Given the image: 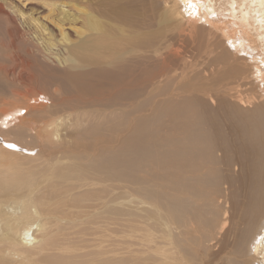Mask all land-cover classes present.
Returning a JSON list of instances; mask_svg holds the SVG:
<instances>
[{"label":"bare ground","instance_id":"obj_1","mask_svg":"<svg viewBox=\"0 0 264 264\" xmlns=\"http://www.w3.org/2000/svg\"><path fill=\"white\" fill-rule=\"evenodd\" d=\"M78 256L264 264V0H0V264Z\"/></svg>","mask_w":264,"mask_h":264},{"label":"rangeland","instance_id":"obj_2","mask_svg":"<svg viewBox=\"0 0 264 264\" xmlns=\"http://www.w3.org/2000/svg\"><path fill=\"white\" fill-rule=\"evenodd\" d=\"M160 119V121L161 120H165V119H167V118H165V117H160L159 118ZM163 120V121H164ZM213 123V121H211V124ZM206 126H207V128H206ZM211 126H213V124L211 125ZM211 126H209V124L208 125H206L205 123H204V129L205 130H207V134H205L204 136H202L201 138H199L200 140H202V142H206L207 140L209 141V140H211V141H213V135H210V134H213V130H212V128H211ZM177 129L175 126H172V129ZM210 128H211V130H210ZM94 132V131H93ZM93 132H88V134H84L85 135V138H86V140H89L88 138H89V134L91 135ZM164 132V131H163ZM147 134H149V131L147 132ZM158 134H160V133H156V135H158ZM90 137H93V136H90ZM211 138V139H210ZM92 140H93V138H91ZM148 139L150 140V138H149V136H148ZM143 164H145V163H143ZM142 164V166H148V167H150L149 169L150 170H152L151 168H153V170L155 171V170H157L158 169V166H155L156 164H153V166L152 165H150L149 163H146L145 165H143ZM148 167L146 168V169H148ZM103 168H104V171L102 172V170H101V172H100V175H103L104 176V172L106 171V169H105V167L103 166ZM145 167H143L142 169H144ZM180 168V167H179ZM179 168H173V170L174 171H177ZM201 183H203L204 185H202V186H205L206 187V185H207V183L204 181V182H201ZM151 184H153V185H155L154 183H151ZM213 184V183H212ZM211 183L209 184L208 183V185H207V187L206 188H204V187H202L201 185L200 186H198L196 189V191L194 192L195 194L197 193V194H199V195H196L195 197H200L202 200H199L200 202H205L206 200H204L205 198H210V193L211 192H213V185H212ZM161 185V184H160ZM163 185H164V187H171V186H168V184L167 183H163ZM240 185V184H239ZM162 186V185H161ZM192 187V188H191ZM156 189L158 188V187H155ZM191 188V189H190ZM194 188V186L192 185V186H189V189L192 191V189ZM161 189V188H160ZM209 189V190H208ZM239 189V188H238ZM208 190V191H207ZM240 190V189H239ZM168 192H173V193H175L172 189L170 190V191H168ZM200 192V193H199ZM208 192H210V193H208ZM185 193V192H184ZM206 193V194H205ZM185 194H187V195H191V196H193L192 195V193L191 192H188V193H185ZM213 194V193H212ZM204 197H202V196ZM225 200L224 198H222L221 197V199H220V201L221 202H223V201ZM136 224L137 225H139V224H141L140 222H136ZM93 226V225H92ZM55 232L56 233H58V232H60V229H58V228H55ZM64 232V231H63ZM83 239H82V241H80L79 242V244H80V246H81V251H82V254H83V257H87L91 252H92V250H90L91 248H92V245H91V240L92 239H94V238H96L95 239V241L94 242H97V239L99 238V232H98V230L96 229V226H94L93 228H88V229H85L83 232ZM73 236H75V235H71V234H69L68 235V237H73ZM75 240H77V239H75ZM93 247H95V246H93ZM136 248V247H135ZM7 251H10V249H8ZM129 256V255H128ZM91 257V256H90ZM77 259H79V256L78 257H76ZM17 259V256H15V259H13L12 261H14V260H16ZM39 259L40 258H38V259H35L34 261H36V262H38L39 263ZM81 262V260L79 259V260H77L76 261V263L77 264H79ZM47 263L49 264V263H51L50 262V260H48L47 261Z\"/></svg>","mask_w":264,"mask_h":264},{"label":"snow or ice","instance_id":"obj_3","mask_svg":"<svg viewBox=\"0 0 264 264\" xmlns=\"http://www.w3.org/2000/svg\"><path fill=\"white\" fill-rule=\"evenodd\" d=\"M9 147H16L15 145H9Z\"/></svg>","mask_w":264,"mask_h":264}]
</instances>
